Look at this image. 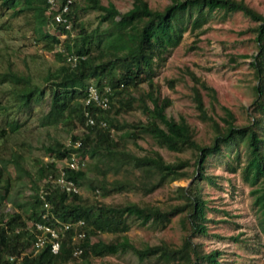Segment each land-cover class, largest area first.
Returning a JSON list of instances; mask_svg holds the SVG:
<instances>
[{
  "label": "trees",
  "instance_id": "obj_1",
  "mask_svg": "<svg viewBox=\"0 0 264 264\" xmlns=\"http://www.w3.org/2000/svg\"><path fill=\"white\" fill-rule=\"evenodd\" d=\"M63 2L64 0H59ZM82 4L71 0L70 14L72 31L77 28L75 37L70 38L60 25L50 22V15L46 13L45 0H0V5L6 8L16 6L15 14L22 11H32L35 20L36 40L45 39L46 50L59 46L60 50L55 55L62 61L59 68L49 72L43 78L50 81V97L48 109L43 115V123L55 125L64 123L71 128L78 123L83 130L69 133L72 143L78 141V147L64 146L59 142L47 145L44 151L50 155V160L36 163L38 177L32 180L33 190L32 209L30 215L23 217L17 211H5L0 213V264H65L70 259L80 257L87 260L89 257H103L114 255L117 252L130 251L138 261H143L151 256L166 264H219L220 251L211 249L204 251L200 242L194 241V237L212 236L217 239H229L237 241L235 236H220L210 234L207 230L206 201L201 198L196 190V181L202 179L204 163L208 155L219 153L221 146L242 140L247 158L242 167L244 180L251 187L250 194L261 216V231L264 234V15L244 0H169L161 9H153L145 0H131V6L123 11H118L111 2L100 3L99 0H81ZM22 2L21 6L18 3ZM81 10H94L99 12V21L108 22L114 28L105 29L99 38V43L105 42V52L95 55L89 53L88 45L91 42V33L79 25L74 18L75 12ZM214 11L224 13L239 12L255 22L251 29L255 53L249 62L255 78L252 85L255 98L252 101L254 108L249 112V120L246 123H236L233 113L225 106L220 105L222 115L218 120L209 114L202 100L201 90H205L210 99L212 110L216 104L214 89L207 85L192 72H188L192 81L191 99L197 111V118L211 125L213 135L207 143L195 139L194 130L183 116L177 119L168 117L164 110L171 104V99L160 95V88L153 81L154 63L164 60V54L168 48L177 45L183 32L188 30L194 38H198L204 32L203 26L207 24L210 14ZM118 20H114L115 17ZM45 24L53 27L59 33L50 30L43 31ZM64 33L66 38H61ZM83 50V52L81 51ZM82 56L78 58L73 68L65 63L68 54ZM105 53L108 55L105 56ZM83 54V55H82ZM116 70V75L113 73ZM1 77H6L9 83L7 106L1 104L2 113L7 117L11 111L19 112L25 109L36 95L41 94V87L29 75L17 74L15 71L6 70L0 72ZM94 79V85L101 90L104 86L110 89V108L101 111L89 106L88 111L96 121L104 119L106 128L83 125V106L81 99L84 96L88 81ZM173 80H167L172 86ZM107 83V84H106ZM144 83L146 90H140L139 85ZM137 89L136 97L128 96L123 99L121 93L129 94V89ZM137 101V106L145 114V121L135 120L128 122L127 136L136 144V139L142 133L148 134L158 146H164L168 150L176 151L185 147L195 152L194 168L191 174L196 175L188 186H178L174 190L176 198L181 201L159 206L152 203L138 204L125 202L123 204L104 203L95 201L92 205L79 196V193H66L57 188H49L45 198L51 206L54 216L61 220H79L83 225L77 231H84L82 252L78 256H72L71 235L73 229L68 230L61 239L57 253H52L46 243L35 253L31 251L32 232L27 228V221L38 219L39 201L36 196L37 180H41L49 171L55 168V160L67 158L70 152H74L81 160L84 154L92 155L102 152L109 157L119 156L132 162L133 167H146L152 170L157 178L155 181L141 183L143 194H148L163 184L165 180H173L186 174L184 167L187 161H165L156 151L152 155L135 156L132 153L120 149L111 132L116 124L107 121L109 117L116 118L121 111L132 108V101ZM255 110L259 114L255 113ZM4 127L0 129V138L6 133H14L20 129L21 124L13 117L7 118ZM75 128V127H74ZM79 153V154H78ZM24 160L16 151L10 152L7 160L0 159V206L9 198L11 176L7 168L14 169L18 174L30 176L24 168ZM118 164L122 162L116 159ZM79 187V182L85 176V171L80 167L77 170H68L66 173ZM192 176V175H191ZM189 176V177H191ZM91 186L94 191L104 197L117 193L125 188L126 182L114 181L110 183L96 182ZM100 189L98 191L97 189ZM91 207L92 209L87 210ZM178 215L180 225L188 226V234L177 247L169 246L164 242L145 244L142 247L135 246L123 235L129 229L125 216H132L140 225L151 223L156 227H163L169 222V217ZM99 233H110L113 236L107 241L91 237Z\"/></svg>",
  "mask_w": 264,
  "mask_h": 264
},
{
  "label": "rangeland",
  "instance_id": "obj_2",
  "mask_svg": "<svg viewBox=\"0 0 264 264\" xmlns=\"http://www.w3.org/2000/svg\"><path fill=\"white\" fill-rule=\"evenodd\" d=\"M82 4L81 0H75ZM102 4L111 2L114 7L123 12L131 6V0H99ZM150 8L161 10L169 0H145ZM249 6L264 15V0H244ZM22 2L18 3L21 6ZM16 6L6 8L0 5V72L15 71L17 74L29 75L41 87V94L36 95L30 104L19 112H9L7 117L0 108V129L3 128L7 118L13 117L21 124L20 129L14 133H6L0 138V159L7 160L11 151H16L24 160V168L30 176L16 173L14 169L7 168L10 176L9 198L0 206V213L17 211L27 217L30 215L32 205L34 177L37 178L36 163L49 161L44 148L54 142L66 146L69 142V133H80L83 127L75 123L70 128L64 123L46 125L43 115L48 109L50 97V81L43 78L49 72L56 71L62 61L57 58L55 51L59 46L46 50L45 39L36 40L35 20L32 11H22L15 14ZM75 21L87 32L91 33V42L88 45L89 53L95 55L105 52V42L99 43L103 31L113 30L108 22L99 21V12L94 10H81L75 12ZM114 20H118L116 16ZM255 22L239 12L224 13L214 11L210 14L207 24L203 26L204 32L194 38L188 27L182 33L177 45L170 47L164 54V60L154 63L153 81L159 85L160 95L171 99V104L164 110L168 117L177 119L180 115L194 130L195 139L202 143L210 141L213 131L211 125L197 118V111L191 99L192 81L188 72L194 73L215 91L216 104L210 105V99L205 90H201L202 100L209 114L218 120L222 115L219 106L227 107L234 115L236 123H246L249 112L253 110L252 104L255 94L252 85L255 78L250 67L251 56L255 53L253 32ZM43 31H55L53 27L41 28ZM77 28L72 31L73 37ZM61 38L66 35L61 32ZM83 52V50H81ZM83 55V54H82ZM108 55L105 53V56ZM116 75V70L113 73ZM167 80H173L170 87ZM88 83H95L90 79ZM6 77L0 76V105L7 106V89L9 87ZM107 84V83H106ZM140 90H146L144 83L139 85ZM137 89H129V94L121 93L123 99L128 96L136 97ZM256 114H259L255 110ZM135 120L145 121V114L132 101V108L121 111L116 118L109 117L108 122L116 124L111 132L120 149L135 156L152 155L154 151L161 155L165 161H187L184 167L185 176L173 180H165L161 186L148 194H143L141 183L155 181L157 175L146 167H133L132 162L119 156L109 157L102 152L92 155L85 153L81 158V168L85 176L79 182L78 193L87 204L95 201L104 203L123 204L131 201L138 204L152 203L161 207L177 203L175 188L188 186L196 175L191 174L194 166L195 152L189 148H179L176 151L158 146L150 135L142 133L136 139V144L126 135L127 123ZM75 127V128H74ZM79 154V153H78ZM247 158L242 140L234 141L221 146L219 153L207 156L204 163L202 179L196 181V190L206 201V218L208 233L220 236H235L237 241L217 239L212 236L197 235L193 239L200 242L204 251L218 249L220 251L219 264H264V234L261 231V216L253 196L251 187L244 180L242 167ZM121 161V164L116 162ZM56 165H62L64 160H56ZM192 175V176H191ZM191 176V177H189ZM37 180V187L41 184ZM110 183L114 181L126 182L124 190L107 196H100L94 191L96 182ZM94 184V189L92 185ZM100 191V189H97ZM92 209L91 207L87 210ZM178 215L169 217V222L163 227H156L151 223L140 225L132 216H125L129 229L123 233L130 242L137 247L145 244L164 242L172 247L181 244L188 234V226L180 225ZM30 221H27L29 224ZM113 236L110 233H99L91 240L101 239L107 241ZM65 264H166L151 256L138 261L130 251L117 252L114 255L103 257H89L83 260L80 257L70 259ZM172 264V263H169ZM198 264H206L200 262Z\"/></svg>",
  "mask_w": 264,
  "mask_h": 264
},
{
  "label": "built area",
  "instance_id": "obj_3",
  "mask_svg": "<svg viewBox=\"0 0 264 264\" xmlns=\"http://www.w3.org/2000/svg\"><path fill=\"white\" fill-rule=\"evenodd\" d=\"M70 4L71 0H64L63 2L59 0H45L46 13L50 15V22L54 25H60L66 34L70 38L72 35V24H71V14H70ZM78 58L77 54H68L65 57V63L68 67L73 68ZM110 89L108 86H104L99 90L94 84L89 83L84 91V96L81 99L83 106V125L94 126L97 125L101 128H106L107 123L104 119H100L96 124V121L88 111V107L92 106L101 111H105L110 108ZM66 146L71 145L72 147H78V141L72 143L71 139H68ZM62 165H56L52 172H48L38 185L36 190V196L38 198L39 208H38V219L30 221L27 224V228L32 232V244L31 251L35 253L46 243L49 246V250L52 253H57L60 247L61 239L65 233L73 229L71 235V245H72V256H78L82 252V241L84 238V231L82 229L77 231L83 225V221L79 220H61L54 216L51 211V206L46 200L45 196L48 194L49 188H57L66 193H78V185L66 176L68 170H77L81 167V162L76 157L74 152H70L67 158L63 159Z\"/></svg>",
  "mask_w": 264,
  "mask_h": 264
}]
</instances>
